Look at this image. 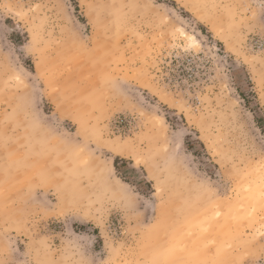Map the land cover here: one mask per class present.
Here are the masks:
<instances>
[{"label":"rangeland","instance_id":"rangeland-1","mask_svg":"<svg viewBox=\"0 0 264 264\" xmlns=\"http://www.w3.org/2000/svg\"><path fill=\"white\" fill-rule=\"evenodd\" d=\"M0 264H264V0H0Z\"/></svg>","mask_w":264,"mask_h":264},{"label":"trees","instance_id":"trees-1","mask_svg":"<svg viewBox=\"0 0 264 264\" xmlns=\"http://www.w3.org/2000/svg\"><path fill=\"white\" fill-rule=\"evenodd\" d=\"M117 165H118V161L115 159V161H114V168H115V169H117V168H118V166H117Z\"/></svg>","mask_w":264,"mask_h":264},{"label":"bare ground","instance_id":"bare-ground-1","mask_svg":"<svg viewBox=\"0 0 264 264\" xmlns=\"http://www.w3.org/2000/svg\"><path fill=\"white\" fill-rule=\"evenodd\" d=\"M189 37V36H188Z\"/></svg>","mask_w":264,"mask_h":264}]
</instances>
